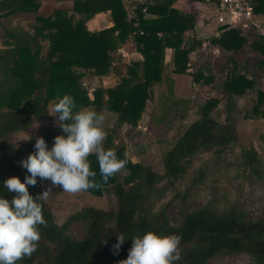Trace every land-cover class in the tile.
Returning <instances> with one entry per match:
<instances>
[{"label":"trees","instance_id":"1","mask_svg":"<svg viewBox=\"0 0 264 264\" xmlns=\"http://www.w3.org/2000/svg\"><path fill=\"white\" fill-rule=\"evenodd\" d=\"M173 1L164 0L153 6L139 5L135 18L129 21L121 0H75L71 9L56 8L49 13L39 11L40 0H0V17L28 13L35 16L36 22L34 37H28L30 43L27 45L17 37L14 49L6 53L5 70L12 84L9 89L0 90V109H5L0 112V136L21 129L34 118H41L46 114L48 104L54 102L55 105L66 94L74 97L77 104L75 111H111L117 114L118 124L135 126L147 99L148 87L162 78L164 50H173L172 72L182 75L189 67V55L202 46V42L196 39L187 48L182 46L184 33L194 27V18L171 9ZM253 3L255 14L262 16L264 23V0H253ZM145 6L147 12L156 15L155 19L144 18L142 9ZM105 11L110 12L113 26L98 32L88 31L85 22ZM139 31L143 35H139ZM130 34H134L142 62L128 66L125 76L116 86L97 88L89 97L88 90L81 83L84 74H108L113 67V51L123 45ZM259 38L253 48L264 57V38ZM41 41L48 45L43 60L40 50L33 47V42L38 46ZM209 43L226 51H235L244 45L245 37L239 30L230 29L218 38L210 39ZM5 44L12 46L7 42ZM193 81L209 82L208 79L202 80L200 72L193 74ZM252 87L251 81L231 72L223 89L228 95L242 96ZM257 102L263 105L264 117V93H258ZM215 104V101L208 102L201 108L200 118L183 132L170 157L178 159L201 148L223 147L233 140L232 135L210 116ZM253 113L257 114L256 108ZM60 135L66 137L58 125L41 137L52 148L54 138ZM104 147L114 150L119 159H127L123 149L111 146L109 137ZM18 159L19 153L13 146L0 142V168H3L0 172V198L11 201L15 195L4 187L7 179L18 177L24 182L25 177L30 175ZM89 161L91 170L97 173L96 178L100 180L96 155L90 156ZM127 161L129 174L122 184L116 182V175L99 190L86 192L101 196L106 188L113 186L116 212L85 207L72 214L62 225H57L45 200L38 201L43 206L48 227L41 226L38 250L19 264H119L128 257L131 239L142 237L147 232L182 237L180 260L176 264H204L221 251L247 253L264 264V221L244 222L233 212L219 216L206 209L189 213L178 226L169 225L162 214L149 221L139 211L141 194L158 177L149 169ZM166 164L169 168L170 164ZM38 179L36 186H28L33 198L41 195ZM124 185L128 188L125 189ZM75 222L88 224L84 240H74L66 234ZM120 234H124L126 241L119 253L114 255L112 248L117 243L116 236Z\"/></svg>","mask_w":264,"mask_h":264},{"label":"rangeland","instance_id":"2","mask_svg":"<svg viewBox=\"0 0 264 264\" xmlns=\"http://www.w3.org/2000/svg\"><path fill=\"white\" fill-rule=\"evenodd\" d=\"M74 1L40 0L39 11L69 10ZM213 8L214 17L216 12ZM35 23V16L28 13L0 17V90L9 89L12 84L5 70L6 53L14 49L17 37L26 44L30 43L28 37H34ZM191 35L183 36L182 46L187 48L191 44L194 39ZM244 37V45L235 51H226L219 46L215 51L210 46H206V51L197 48L185 74L176 75L171 71L154 82L148 87V101H145L135 126L118 124L117 114L104 110L108 132L105 143L109 137L111 146L123 149L124 156L132 164L147 168L158 177L141 194L139 211L149 221L162 214L169 225L178 226L186 215L201 209L219 216L233 212L244 222L264 221V117L263 105L257 102L258 93H264V57L253 48L260 38L253 35ZM6 42L12 46H6ZM33 43V47L40 50L43 60L47 43L41 41L38 46ZM112 54L115 63H112L113 71L104 76L86 72L81 79L83 87L93 84L103 86L102 79L113 82L116 81L115 74H124L127 67L121 49L116 48ZM197 72L202 74V80L208 79L209 82L195 83L193 74ZM231 72L251 81L253 87L242 96L225 93L223 86ZM213 101L216 104L210 116L232 135L233 140L223 147L201 148L178 159L170 157L183 132L200 118L201 108ZM53 103L48 104L46 114L41 118H34L21 129L0 136V142L10 144L19 153L18 161L22 162L34 154L36 139L58 126V117L52 116ZM255 108L257 114L253 113ZM4 110L2 108L0 112ZM48 149L51 150V147ZM128 174L127 169L117 174L116 182L122 184ZM38 184L41 195L51 189L44 200L57 225H62L72 214L85 207L106 212L117 210L113 186L106 188L101 196H94L86 192L65 193L47 180L38 179ZM124 188L128 186L124 185ZM87 227L86 222H75L66 234L71 239L84 240ZM204 264L260 263L257 257L247 253L221 251Z\"/></svg>","mask_w":264,"mask_h":264},{"label":"clouds","instance_id":"3","mask_svg":"<svg viewBox=\"0 0 264 264\" xmlns=\"http://www.w3.org/2000/svg\"><path fill=\"white\" fill-rule=\"evenodd\" d=\"M76 109L74 97L67 94L55 103L52 116L58 117L57 123L66 137L56 136L51 150L42 137L37 138L35 153L21 162L30 175L24 182L18 177L4 182V187L15 195L11 201L0 198V264H19L31 258L38 250L41 226L48 227L38 201L46 199L51 189L37 198L28 190V186L37 185V178L74 195L99 190L110 178L126 170L127 159H119L114 150L104 147L108 136L104 110L98 113ZM93 154L98 159L100 180L91 170L89 157ZM116 238L114 255L126 241L124 234ZM181 240L180 235L161 236L153 232L133 237L127 259L119 264H176L180 260Z\"/></svg>","mask_w":264,"mask_h":264},{"label":"crops","instance_id":"4","mask_svg":"<svg viewBox=\"0 0 264 264\" xmlns=\"http://www.w3.org/2000/svg\"><path fill=\"white\" fill-rule=\"evenodd\" d=\"M122 6L124 8V11L126 13V18L128 19V13L133 12L135 14V11L139 5L146 4L147 6H153L158 2H155L156 0H121ZM164 1V0H161ZM160 2V1H159ZM213 3L212 0H202L200 2L197 1H190V0H174L171 5V9H175L182 15L191 16L194 18V27L192 30H187L184 33L187 35L188 33L192 34L191 37L199 40L202 42V51H206V46H210V48L215 51L216 46H212L209 43L210 39L218 38L217 33L220 32V29L217 28V26L214 23L215 16L213 17ZM147 7L142 9V13L144 14L145 19H155L156 15L147 12ZM260 16L259 18L262 20ZM85 26L88 31L90 32H98L104 29H108L113 26L112 17L110 15L109 11L101 12L90 18L85 22ZM132 36V39L130 38ZM160 37L161 35L158 34ZM121 49V53L123 54L122 59H124V62L126 64L125 67H128L131 62L134 61H141L143 60V57L140 53L137 52L136 49V42L135 37L133 35H129L127 38V41L119 47ZM198 51V49L196 50ZM195 51V52H196ZM192 52L189 55V60L191 61L193 59L194 53ZM194 60V59H193ZM115 63H113L114 65ZM190 65V64H189ZM114 67H112L111 71H113ZM162 78L165 74L169 73L173 69V50L170 48H166L164 50V59H163V66H162ZM123 73V71H122ZM126 71L124 74H115V79L113 82H107L106 79H102L103 86H98L93 84L92 86H86V90H88V96H92V93L97 88H103L108 89L116 86L119 84L120 79L125 76ZM113 75V72H111ZM173 75V74H172ZM174 77V76H172ZM113 84V85H109ZM93 89V91H92ZM148 100H146L147 102Z\"/></svg>","mask_w":264,"mask_h":264},{"label":"built area","instance_id":"5","mask_svg":"<svg viewBox=\"0 0 264 264\" xmlns=\"http://www.w3.org/2000/svg\"><path fill=\"white\" fill-rule=\"evenodd\" d=\"M212 3L216 12L214 23L220 29L217 36L226 30L237 29L243 36L264 38V23L254 12L253 0H212ZM134 18L135 14L129 12V21ZM131 35L134 37V34ZM139 35H143V32L139 31Z\"/></svg>","mask_w":264,"mask_h":264}]
</instances>
